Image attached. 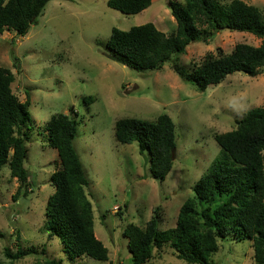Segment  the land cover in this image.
Segmentation results:
<instances>
[{
	"label": "rangeland",
	"instance_id": "rangeland-1",
	"mask_svg": "<svg viewBox=\"0 0 264 264\" xmlns=\"http://www.w3.org/2000/svg\"><path fill=\"white\" fill-rule=\"evenodd\" d=\"M169 1L184 0H152L151 7L137 15L111 9L109 0H53L27 36L7 31L1 36L0 65L15 74L12 88L19 99L27 102L30 97L33 118L25 162L32 179L28 196L15 199L21 183L12 178L9 164L0 169L3 264H40L45 256L62 264H132L125 228L130 223L146 227L157 209L162 229L176 227L185 201L195 196V184L220 154L215 135L235 130L249 112L264 107V72L256 77L233 74L201 92L177 75L173 63L141 72L109 58L114 29L129 31L153 23L172 33L177 23ZM242 1L264 12V0ZM242 43L260 46L262 40L222 31L208 44L192 43L177 64L189 74L208 54L231 53ZM90 97L95 102L88 105L85 99ZM57 114L79 116L74 144L90 181L87 193L94 206L96 237L109 251L106 262L71 260L60 239L50 238L46 228L48 200L56 191L51 179L61 161L45 130ZM162 114L173 119L177 133L174 166L164 182L153 177L150 162L145 169L146 156L137 143L122 145L115 138L118 120L155 121ZM231 239L221 243L215 264H255L252 242ZM19 245L39 254L9 259L6 249L14 254ZM154 262L186 264L170 246L155 250Z\"/></svg>",
	"mask_w": 264,
	"mask_h": 264
},
{
	"label": "trees",
	"instance_id": "trees-1",
	"mask_svg": "<svg viewBox=\"0 0 264 264\" xmlns=\"http://www.w3.org/2000/svg\"><path fill=\"white\" fill-rule=\"evenodd\" d=\"M51 1L0 0V41L6 31L27 36ZM152 4V0L108 2L111 9L125 15L140 14ZM169 9L177 23L172 33L153 23L129 31L114 29L107 45L111 56L141 72H156L173 63L177 75L201 92L221 85L233 74L256 77L264 72V12L257 6L242 0H184L169 1ZM226 30L251 34L262 44L242 43L231 53H210L189 74L180 68L178 60L192 43L208 44ZM14 82L11 69L0 65V169L9 164L12 178L21 183L15 197L19 199L28 196L32 185L25 162L33 118L30 97L22 102L13 91ZM94 102L95 98L85 99L88 105ZM77 117L57 114L46 126L49 146L58 151L61 161V169L51 179L56 191L48 200L46 228L50 238L60 239L71 260L106 262L109 251L96 237L94 206L87 193L90 181L74 144L80 123ZM115 138L122 145L137 143L141 155L149 158L153 177L166 180L177 151L176 125L169 115L162 114L155 121L118 120ZM215 140L220 154L195 184V196L185 201L176 227L162 229L157 209L146 227L130 223L125 228L132 264H157L155 250L165 246L186 264H215L213 257L221 243L231 238L250 240L255 264H264V107L249 112L235 130L216 134ZM201 206L205 208L200 211ZM38 254L21 245L14 254L6 249V256L18 261ZM40 264L62 263L45 256Z\"/></svg>",
	"mask_w": 264,
	"mask_h": 264
},
{
	"label": "water",
	"instance_id": "water-1",
	"mask_svg": "<svg viewBox=\"0 0 264 264\" xmlns=\"http://www.w3.org/2000/svg\"><path fill=\"white\" fill-rule=\"evenodd\" d=\"M109 58L112 59L113 61H116L118 63L124 64L122 61H120L119 59H117V58H115L113 56H109ZM145 159H146V164H145V169H146L147 168V164L149 162V158L146 156ZM173 160H175V152L173 153Z\"/></svg>",
	"mask_w": 264,
	"mask_h": 264
}]
</instances>
